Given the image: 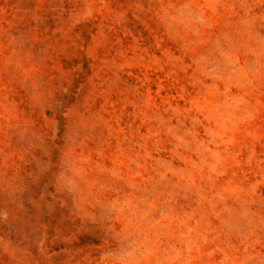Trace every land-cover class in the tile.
Here are the masks:
<instances>
[{
	"label": "rangeland",
	"instance_id": "rangeland-1",
	"mask_svg": "<svg viewBox=\"0 0 264 264\" xmlns=\"http://www.w3.org/2000/svg\"><path fill=\"white\" fill-rule=\"evenodd\" d=\"M0 264H264V0H0Z\"/></svg>",
	"mask_w": 264,
	"mask_h": 264
}]
</instances>
